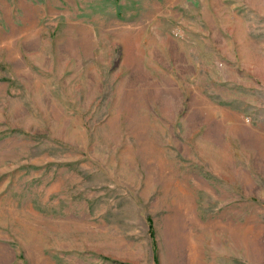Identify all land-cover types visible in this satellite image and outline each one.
I'll list each match as a JSON object with an SVG mask.
<instances>
[{"label":"rangeland","instance_id":"obj_1","mask_svg":"<svg viewBox=\"0 0 264 264\" xmlns=\"http://www.w3.org/2000/svg\"><path fill=\"white\" fill-rule=\"evenodd\" d=\"M0 264H264V0H0Z\"/></svg>","mask_w":264,"mask_h":264},{"label":"trees","instance_id":"obj_2","mask_svg":"<svg viewBox=\"0 0 264 264\" xmlns=\"http://www.w3.org/2000/svg\"><path fill=\"white\" fill-rule=\"evenodd\" d=\"M149 228H150V226H149ZM150 232H152V231H151V228H150Z\"/></svg>","mask_w":264,"mask_h":264}]
</instances>
